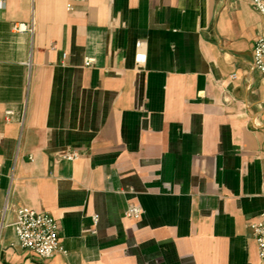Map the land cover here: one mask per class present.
Segmentation results:
<instances>
[{"label":"crops","instance_id":"obj_1","mask_svg":"<svg viewBox=\"0 0 264 264\" xmlns=\"http://www.w3.org/2000/svg\"><path fill=\"white\" fill-rule=\"evenodd\" d=\"M257 33L250 0H3L0 264H264ZM18 206L51 213L67 254L14 244Z\"/></svg>","mask_w":264,"mask_h":264},{"label":"built area","instance_id":"obj_2","mask_svg":"<svg viewBox=\"0 0 264 264\" xmlns=\"http://www.w3.org/2000/svg\"><path fill=\"white\" fill-rule=\"evenodd\" d=\"M258 13L264 20V0H250ZM3 0H0L2 6ZM13 31H32L33 24L13 23L11 25ZM54 49L55 46L51 45ZM65 52L61 53V58L64 59ZM94 63V57L87 56L83 60L84 66H91ZM251 68L264 76V33H257L252 45ZM231 78L235 74H230ZM5 121H10L13 118L12 109L4 110ZM80 156V152L75 148H68L61 151L58 155L59 159L65 161H74ZM31 158V155L28 156ZM4 209L0 213V230L5 225ZM143 209L135 203L127 204L124 210V216L138 219L141 217ZM96 223L97 217H92ZM14 233V244H17L21 249L27 251L32 256L38 259H47L57 252L64 255L67 254V249L63 246L59 238L60 224L48 211H36L26 206H18L14 210V220L10 223ZM250 234L253 237L257 255L264 262V208L259 212L258 218L250 223Z\"/></svg>","mask_w":264,"mask_h":264}]
</instances>
